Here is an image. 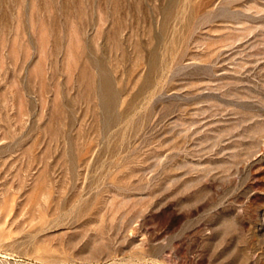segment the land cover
I'll list each match as a JSON object with an SVG mask.
<instances>
[{"label":"rangeland","instance_id":"374dc122","mask_svg":"<svg viewBox=\"0 0 264 264\" xmlns=\"http://www.w3.org/2000/svg\"><path fill=\"white\" fill-rule=\"evenodd\" d=\"M0 264H264V0H0Z\"/></svg>","mask_w":264,"mask_h":264}]
</instances>
